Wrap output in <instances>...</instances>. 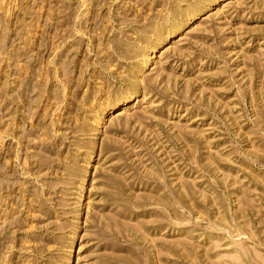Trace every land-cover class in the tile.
<instances>
[{"label": "rangeland", "instance_id": "rangeland-1", "mask_svg": "<svg viewBox=\"0 0 264 264\" xmlns=\"http://www.w3.org/2000/svg\"><path fill=\"white\" fill-rule=\"evenodd\" d=\"M0 264H264V0H0Z\"/></svg>", "mask_w": 264, "mask_h": 264}]
</instances>
